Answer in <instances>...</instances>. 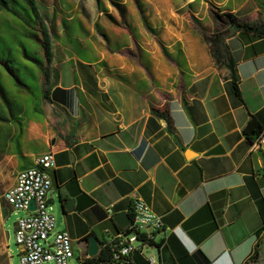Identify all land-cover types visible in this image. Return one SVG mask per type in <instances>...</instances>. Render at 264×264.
I'll return each mask as SVG.
<instances>
[{"label": "crops", "instance_id": "0c3cea01", "mask_svg": "<svg viewBox=\"0 0 264 264\" xmlns=\"http://www.w3.org/2000/svg\"><path fill=\"white\" fill-rule=\"evenodd\" d=\"M44 10L52 17V99L35 79L32 89H0L13 111L0 99V172L8 187L38 154L53 151L47 199L54 228L70 234L69 264L92 256L90 235L99 251L117 231L111 215H130L135 198L162 218L165 243L155 252L163 264H264V153L243 132L251 114L264 126V35L225 27L237 94L197 25L213 32L219 10L264 27V0ZM131 264H148L145 254L134 252Z\"/></svg>", "mask_w": 264, "mask_h": 264}, {"label": "built area", "instance_id": "2783aa9c", "mask_svg": "<svg viewBox=\"0 0 264 264\" xmlns=\"http://www.w3.org/2000/svg\"><path fill=\"white\" fill-rule=\"evenodd\" d=\"M250 147L264 153V130L252 140ZM53 164V151L38 154L33 165L19 170L14 182L3 192V198L11 210L22 211L14 222L19 264H68L73 257L70 234L64 228H54V216L47 202L51 189L48 169ZM31 199L34 200L33 209L29 208ZM107 213L112 214L111 208H107ZM163 227L161 216L146 201L135 198L128 223L117 228L109 238H104L100 246L108 249L110 260L115 264H131L134 252L145 254L148 264H163L155 252L165 243L159 235ZM76 264L92 263L87 257H79Z\"/></svg>", "mask_w": 264, "mask_h": 264}, {"label": "trees", "instance_id": "16d2710c", "mask_svg": "<svg viewBox=\"0 0 264 264\" xmlns=\"http://www.w3.org/2000/svg\"><path fill=\"white\" fill-rule=\"evenodd\" d=\"M112 4L120 6V0H110ZM139 6L141 5V0H134ZM0 6L10 12L12 15L20 18L23 21L24 35L28 37H34L35 41L38 42V48L32 45L28 46L24 42H19L20 51L22 52V57L28 60L30 64L20 61L18 56L12 53L10 46H5L0 44V63L3 64L4 68L11 74L14 78V82L18 85L24 86L25 88H31L33 84H30L26 79V74H31L32 79L38 80L41 86V96L44 99H52L50 96V63L52 56V42L51 33L48 25L43 19L38 0H0ZM141 8V7H140ZM142 10V9H141ZM107 15L115 20L109 13ZM212 15L216 21V28L213 32H206L200 24L197 23L199 32L209 43L210 51L213 58L218 61H224L230 70V77L232 80L234 91L239 94L238 89V78L235 71V62L232 56L227 52L223 44L224 34L227 32L226 26L233 25L238 29L250 31L256 35H264V27L254 21H250L246 18L238 17L231 11H219L213 10ZM143 21L145 26L151 29L147 18L143 15ZM2 39V37H1ZM3 51V52H2ZM17 58V59H16ZM17 61L19 66L12 65L14 61ZM28 62V63H29ZM24 67L26 72L20 71V68ZM39 74L41 79H39ZM37 83V82H36ZM0 89L2 86L0 85ZM9 102V101H6ZM8 104V103H7ZM8 108L12 113V107L8 104ZM155 111L159 112L157 109ZM164 117L168 118V114L165 112H159ZM264 130V126L257 120L255 115L251 114L246 124L243 127V132L249 138L250 142ZM52 151V150H50ZM4 199V198H3ZM5 201V200H4ZM6 202V201H5ZM7 210H3L5 214ZM258 253V243L254 246L253 253L251 256H256ZM199 260L202 263H207V258L205 255L198 250L196 252ZM88 261L92 264H107L110 262V253L107 248H100L99 251L90 257Z\"/></svg>", "mask_w": 264, "mask_h": 264}, {"label": "rangeland", "instance_id": "374dc122", "mask_svg": "<svg viewBox=\"0 0 264 264\" xmlns=\"http://www.w3.org/2000/svg\"><path fill=\"white\" fill-rule=\"evenodd\" d=\"M38 2L41 15L46 24L49 25L52 22V17L48 16L44 9H52L54 5H61L62 7H65L67 9L70 8L71 11H74V9L78 7L83 8L84 5L88 3L112 4L110 0H38ZM62 26L64 28V24ZM23 33V21L0 6V44L2 43L5 46H10L12 53L17 55L20 61L23 59V62L31 65L28 60L26 61V59L22 57V52L20 51L21 46L19 42L22 41L28 46H33L35 43V46L37 48L39 47V44L34 40L36 38L25 36ZM73 46L76 47V45ZM17 61L15 60L12 65L19 66ZM25 70L26 69L24 67L20 68V71H22L23 74L24 72H26ZM13 78L14 77L11 76V74L8 73V71L4 68L3 64L0 63V85L2 86L3 90H6V93H9L7 92L9 91V88L6 86L9 83H11L10 89L18 86V84L14 82ZM26 79L30 83L34 82L31 74L29 73L26 74ZM3 96V93H1L0 91V99L2 105H4V108L8 113H10L8 105L4 101ZM26 113H28L27 108L25 114ZM6 180L7 177L5 176V174L3 172H0V264H19L18 246L14 241V222L22 214V211L11 210V207L4 201L3 192L7 187V185H5ZM4 209L7 210L5 214L3 213ZM40 264L47 263L43 262Z\"/></svg>", "mask_w": 264, "mask_h": 264}, {"label": "water", "instance_id": "95a60500", "mask_svg": "<svg viewBox=\"0 0 264 264\" xmlns=\"http://www.w3.org/2000/svg\"><path fill=\"white\" fill-rule=\"evenodd\" d=\"M172 1H173V3L177 4L181 0H172ZM47 202L49 204L50 200L47 199ZM72 203H73V199L66 198L63 200V204H64L66 209H70ZM33 207H34V200L31 199L30 204H29V208L33 209ZM111 218L115 222V224L118 226V228L124 227L129 221V214L126 211L121 210V211L114 212L111 215ZM87 244H88L87 245L88 254L89 255H95L97 253L98 247H99L97 237L95 235H90L88 238Z\"/></svg>", "mask_w": 264, "mask_h": 264}]
</instances>
